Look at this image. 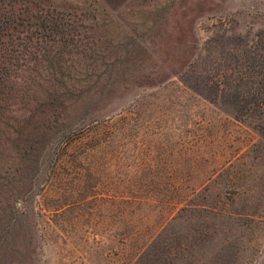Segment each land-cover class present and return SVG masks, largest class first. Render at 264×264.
<instances>
[{"label":"rangeland","instance_id":"1","mask_svg":"<svg viewBox=\"0 0 264 264\" xmlns=\"http://www.w3.org/2000/svg\"><path fill=\"white\" fill-rule=\"evenodd\" d=\"M45 3L78 85L0 101V264H264V0Z\"/></svg>","mask_w":264,"mask_h":264},{"label":"trees","instance_id":"2","mask_svg":"<svg viewBox=\"0 0 264 264\" xmlns=\"http://www.w3.org/2000/svg\"><path fill=\"white\" fill-rule=\"evenodd\" d=\"M67 15L45 0H0V101L11 94L28 97L35 88L44 90L47 100L40 102L41 109L60 110L44 124L43 139L62 123L68 95L78 85L70 65L63 63L69 59L72 49L67 46L74 39ZM3 109L0 104V112ZM93 124L94 120H87L76 134L86 132ZM74 136L73 131L66 135L61 147ZM35 143L26 140L21 157L31 158Z\"/></svg>","mask_w":264,"mask_h":264}]
</instances>
